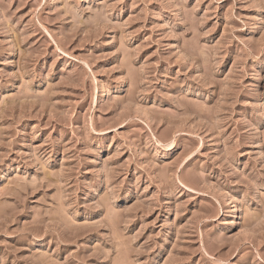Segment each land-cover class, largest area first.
<instances>
[{
  "label": "rangeland",
  "instance_id": "rangeland-1",
  "mask_svg": "<svg viewBox=\"0 0 264 264\" xmlns=\"http://www.w3.org/2000/svg\"><path fill=\"white\" fill-rule=\"evenodd\" d=\"M0 264H264V0H0Z\"/></svg>",
  "mask_w": 264,
  "mask_h": 264
}]
</instances>
